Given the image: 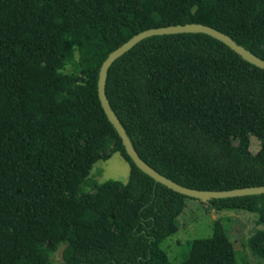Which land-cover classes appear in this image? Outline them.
I'll list each match as a JSON object with an SVG mask.
<instances>
[{
	"label": "trees",
	"instance_id": "trees-1",
	"mask_svg": "<svg viewBox=\"0 0 264 264\" xmlns=\"http://www.w3.org/2000/svg\"><path fill=\"white\" fill-rule=\"evenodd\" d=\"M185 24L264 58V0H0V264H54L62 244L59 264H237L219 220L182 260L168 258L160 245L190 197L132 160L98 99L114 48ZM105 95L139 155L169 179L203 190L264 186V68L222 42L146 37L112 61ZM113 152L129 161V180L82 189L92 163ZM209 203L254 213L261 227L245 244L264 258V194Z\"/></svg>",
	"mask_w": 264,
	"mask_h": 264
},
{
	"label": "rangeland",
	"instance_id": "rangeland-1",
	"mask_svg": "<svg viewBox=\"0 0 264 264\" xmlns=\"http://www.w3.org/2000/svg\"><path fill=\"white\" fill-rule=\"evenodd\" d=\"M76 56L78 53H75ZM71 66L67 65L65 71H70ZM259 149V140L256 136L250 135V150L256 152ZM130 176V163L120 153L113 152L107 158H99L92 163L87 180L82 184V189L90 191L96 183L107 179H117L127 182ZM219 220L234 245L237 264H264V258L254 255L246 246L245 241L261 225L256 223V215L244 210H216L209 201L186 198L185 206L178 216L179 228L172 235L168 236L161 243L168 258L173 262L182 260L187 252L190 241L194 238L208 237L213 233V225ZM52 253L50 259L54 264L62 262V249Z\"/></svg>",
	"mask_w": 264,
	"mask_h": 264
},
{
	"label": "water",
	"instance_id": "water-1",
	"mask_svg": "<svg viewBox=\"0 0 264 264\" xmlns=\"http://www.w3.org/2000/svg\"><path fill=\"white\" fill-rule=\"evenodd\" d=\"M175 33L208 35L222 42L226 46L230 47L232 50L237 51L244 59L250 61L251 63L259 67L264 68V58H261L260 56L251 53L246 48L239 46L230 36L210 26L202 25V24H185L181 26L148 28L136 33L135 35L131 36L127 41L122 43L120 46L114 48L102 61L100 65L98 72V80H97V94L107 120L112 125L117 135H119L126 153L129 154L132 160L143 171L154 177V179L157 182L165 185L166 187L172 189L175 192H178L190 198L203 200V201H209L212 198H227V197H237L244 195L255 196V195L264 194V186L232 189V190H203V189L187 187L169 179V177L162 174L158 169L152 167L139 155L133 143L130 141L124 127L122 126L120 121L117 120L116 116L114 115L113 111L108 105L105 95V83H106L107 70L110 67L112 61L117 57L123 55L136 43H138L139 41H141L146 37H150L154 35L175 34Z\"/></svg>",
	"mask_w": 264,
	"mask_h": 264
}]
</instances>
